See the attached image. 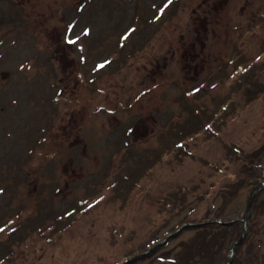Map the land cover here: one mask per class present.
I'll use <instances>...</instances> for the list:
<instances>
[{
    "label": "rangeland",
    "instance_id": "rangeland-1",
    "mask_svg": "<svg viewBox=\"0 0 264 264\" xmlns=\"http://www.w3.org/2000/svg\"><path fill=\"white\" fill-rule=\"evenodd\" d=\"M262 182L264 0H0V264H224L254 191L264 264Z\"/></svg>",
    "mask_w": 264,
    "mask_h": 264
},
{
    "label": "trees",
    "instance_id": "trees-1",
    "mask_svg": "<svg viewBox=\"0 0 264 264\" xmlns=\"http://www.w3.org/2000/svg\"><path fill=\"white\" fill-rule=\"evenodd\" d=\"M242 227H243V223H242ZM208 241H209V239L206 240L205 242H203L202 244H200L199 246L197 245V243H194V245L191 244L192 246L191 245L186 246L185 247V254H186V251H188V253L189 252L190 253H194L195 252L194 254H197V255H199L201 253L202 254V257H205V259L208 260L209 259V252L211 250H213V247H212L213 244L210 243V242H208ZM212 242H213V239H212ZM190 248H194V250L191 251ZM193 258L194 257H192L190 259V257L188 256V254H186V257L183 258V259H181V260H185V262H187V264H194L195 261H192ZM189 260H190V263H189ZM251 264H255V263H251Z\"/></svg>",
    "mask_w": 264,
    "mask_h": 264
},
{
    "label": "water",
    "instance_id": "water-1",
    "mask_svg": "<svg viewBox=\"0 0 264 264\" xmlns=\"http://www.w3.org/2000/svg\"><path fill=\"white\" fill-rule=\"evenodd\" d=\"M260 185H261V186H264V182H262ZM261 186H260L259 188H261ZM257 190H260V189H257ZM256 192H257V191H254V192L250 195V197H249V199H248V201H247V203H246V206H245V209H244V212H243V215H242V219H241V221H242V223H243V231H242V234H241L240 238H239L235 243H233V245H232V247H231V251H230L229 257L227 258V261H226V263H224V264H230L234 247L236 246V244H238L239 242H241V240L243 239V237H244L245 234H246V217H247V212H248V210H249L250 207H251L252 200H253V198H254Z\"/></svg>",
    "mask_w": 264,
    "mask_h": 264
},
{
    "label": "snow or ice",
    "instance_id": "snow-or-ice-1",
    "mask_svg": "<svg viewBox=\"0 0 264 264\" xmlns=\"http://www.w3.org/2000/svg\"><path fill=\"white\" fill-rule=\"evenodd\" d=\"M86 32H87V29L85 30ZM71 42V41H70ZM106 63V62H105ZM98 67H99V65H98ZM3 229H0V231H2Z\"/></svg>",
    "mask_w": 264,
    "mask_h": 264
},
{
    "label": "bare ground",
    "instance_id": "bare-ground-1",
    "mask_svg": "<svg viewBox=\"0 0 264 264\" xmlns=\"http://www.w3.org/2000/svg\"><path fill=\"white\" fill-rule=\"evenodd\" d=\"M30 69V68H29ZM32 73V72H31ZM28 74V73H27ZM30 75V74H29Z\"/></svg>",
    "mask_w": 264,
    "mask_h": 264
}]
</instances>
